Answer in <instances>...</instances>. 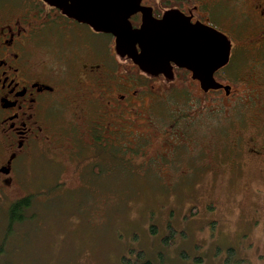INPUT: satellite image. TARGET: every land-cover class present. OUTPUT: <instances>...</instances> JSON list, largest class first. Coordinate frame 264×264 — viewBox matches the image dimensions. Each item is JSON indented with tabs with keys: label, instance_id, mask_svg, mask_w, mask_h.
Wrapping results in <instances>:
<instances>
[{
	"label": "rangeland",
	"instance_id": "374dc122",
	"mask_svg": "<svg viewBox=\"0 0 264 264\" xmlns=\"http://www.w3.org/2000/svg\"><path fill=\"white\" fill-rule=\"evenodd\" d=\"M242 21L231 31L235 43L247 36L238 32ZM248 56L235 51L233 66L220 73L238 75L236 82L223 80L232 87L229 95H201L195 85L156 87L149 80L145 103L111 116V129L128 132L131 116L138 123L133 130L148 134L143 162L155 164L156 173L112 169L97 175L91 169L96 160L86 158L83 145L76 146V159L63 156L70 146L53 141L52 125L44 133L50 139L16 162L11 195L0 193V264H122L131 248L142 249L152 264H264V151L258 140L264 136V65L253 77ZM181 90L174 95L179 113L164 109L160 98ZM184 91L191 105L198 100L193 109H183ZM104 92L107 100L111 92ZM150 115L155 127L147 124ZM239 133L245 142L236 149ZM225 135L235 142L226 144ZM130 138L138 145V135ZM240 148L243 153L236 152ZM15 196L31 202L23 220L11 224L7 201ZM167 235L173 244L162 242Z\"/></svg>",
	"mask_w": 264,
	"mask_h": 264
},
{
	"label": "flooded vegetation",
	"instance_id": "af4514ba",
	"mask_svg": "<svg viewBox=\"0 0 264 264\" xmlns=\"http://www.w3.org/2000/svg\"><path fill=\"white\" fill-rule=\"evenodd\" d=\"M70 3L71 0H61L66 12L44 0H0V193L4 195H11L16 162L29 157L31 147L38 141L50 139L44 133L51 130L52 125L56 127L53 141L59 147L70 146L63 156L73 160L78 154L76 146L83 145L88 151L86 158L96 160L92 171L108 174L112 171L110 163L107 166L100 163L97 169L93 166L103 162L109 148L119 143L120 148L132 151L136 143L131 136H139L138 147L148 139V134L133 130L138 123L131 116L126 122L128 132L123 126L111 129L109 124L114 121L111 116L128 113L135 102L138 106L145 103L144 97L150 96L152 83L156 87L195 85L201 95L222 92L225 96L231 93L232 87L223 80L236 82L238 75L220 77V73L233 66L235 51L250 55L245 62L253 77L258 66L264 65V0H139L141 9L128 20L134 30L142 28L145 18L155 23L170 14L188 25H205L225 34L230 43L229 60L212 75L225 88L208 90L200 87V80L186 67H178L173 62L169 63L167 73L156 68L143 71L127 54L120 55L116 51V37L96 31L74 17V13L80 14V8L71 7L73 14L68 12ZM240 18L243 21L238 29L241 26L240 30L245 29L244 33L238 30L240 38L247 36L244 42L235 43L236 35L231 31ZM250 35L253 36L249 38ZM135 51L140 52L137 43ZM109 81L114 83L107 84ZM105 90L111 92L107 100ZM153 99L151 101H155ZM197 101L194 98L191 105L188 100L183 109H193ZM149 109L152 108H144ZM148 117L147 124L152 126V116ZM254 134L258 136L257 132ZM124 135L127 143L118 142ZM242 136L238 134L237 142L226 135L224 138L226 144L235 142L233 146L238 149L240 143L245 142ZM258 140L262 144L260 150L264 151V136L260 135ZM140 152L142 157L138 155L136 162H119L113 167L118 168V172L130 167L139 172L158 169L150 161L143 162L145 151ZM236 152L243 153L241 148ZM23 198L26 197H11L7 201V211Z\"/></svg>",
	"mask_w": 264,
	"mask_h": 264
},
{
	"label": "water",
	"instance_id": "95a60500",
	"mask_svg": "<svg viewBox=\"0 0 264 264\" xmlns=\"http://www.w3.org/2000/svg\"><path fill=\"white\" fill-rule=\"evenodd\" d=\"M44 1L64 8L61 0ZM71 7L80 8V14L70 12ZM139 9V0H71L67 10L96 31L116 37V51L127 54L145 72L156 68L167 73L173 62L198 78L202 89L225 88L212 76L229 60L230 43L224 33L205 25H188L170 14L155 23L145 18L142 28L134 30L128 20Z\"/></svg>",
	"mask_w": 264,
	"mask_h": 264
},
{
	"label": "trees",
	"instance_id": "16d2710c",
	"mask_svg": "<svg viewBox=\"0 0 264 264\" xmlns=\"http://www.w3.org/2000/svg\"><path fill=\"white\" fill-rule=\"evenodd\" d=\"M185 95H182L181 98H183L185 101L182 104H185V102H187L189 100V96H187V93L184 91ZM177 94L178 96H180L182 94V90L178 93H173L170 96H165L164 99V103L167 105V107H164V109L166 108L169 111L175 112L177 111L176 109V104H179V102H177V98L174 97V95ZM170 103V105H169ZM181 104V103H180ZM179 104V106H181ZM179 108V107H178ZM118 145V146H117ZM119 143H116L115 148L111 147L109 148V153H113L112 154V161L116 158L117 160L113 163H110L112 161L107 160V157H104L105 159L102 161H100L99 163L95 164L93 166L94 169H97V167H99L100 163H102V165L107 166L106 164L110 163L112 169H118V168H114L113 166L119 165L121 163H128L130 164V162H134V160H136L137 156L141 154L140 151H142V148L144 147V145H139V147L136 145V148L134 146H131L133 148H135V150L132 151H127L125 148V150L123 149V146L120 148L119 147ZM118 148V149H116ZM141 148V150H140ZM140 150V151H139ZM133 152V153H131ZM141 156V155H140ZM142 157V156H141ZM140 157V158H141ZM120 158V160H118ZM144 161V160H143ZM231 167H235L231 166ZM230 167V168H231ZM147 171H153L156 173L157 169H152V170H147ZM95 172V171H94ZM113 172H117V171H113ZM120 172V171H119ZM122 172V171H121ZM127 174H140L141 172L135 170L133 167H130L127 171H125ZM146 172V170H145ZM123 173V172H122ZM97 174V173H95ZM99 174V173H98ZM97 174V175H98ZM159 179V178H157ZM30 207V198L26 197L23 198L22 200L18 201L17 203H15V205L12 207V209L8 212L9 213V219H10V223L12 224V222H20L23 220L24 218V212ZM194 214V213H193ZM150 230L152 232H155V226H151ZM170 237V236H169ZM172 239V238H171ZM173 240L168 239V235L166 237H164L162 239V242L166 245V244H173L174 242H172ZM121 263L122 264H152V261L147 257V254L142 250V249H138V248H134V249H129L128 253L123 254V256L121 257Z\"/></svg>",
	"mask_w": 264,
	"mask_h": 264
}]
</instances>
